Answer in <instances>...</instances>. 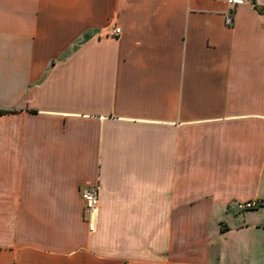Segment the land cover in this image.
<instances>
[{"label":"crops","instance_id":"0c3cea01","mask_svg":"<svg viewBox=\"0 0 264 264\" xmlns=\"http://www.w3.org/2000/svg\"><path fill=\"white\" fill-rule=\"evenodd\" d=\"M226 8L0 0V264H264V0Z\"/></svg>","mask_w":264,"mask_h":264},{"label":"built area","instance_id":"2783aa9c","mask_svg":"<svg viewBox=\"0 0 264 264\" xmlns=\"http://www.w3.org/2000/svg\"><path fill=\"white\" fill-rule=\"evenodd\" d=\"M227 4L225 11V22L228 26L233 25L235 18L236 7L249 3L252 0H223ZM113 33L119 35L121 33V28H114ZM83 201L85 203V209L87 213V222L90 232H95L99 223V189L97 186H89L82 190L81 192ZM255 202H247L241 204L240 208H253L256 207Z\"/></svg>","mask_w":264,"mask_h":264},{"label":"trees","instance_id":"16d2710c","mask_svg":"<svg viewBox=\"0 0 264 264\" xmlns=\"http://www.w3.org/2000/svg\"><path fill=\"white\" fill-rule=\"evenodd\" d=\"M1 113H5L6 111H4V110H2V111H0Z\"/></svg>","mask_w":264,"mask_h":264}]
</instances>
